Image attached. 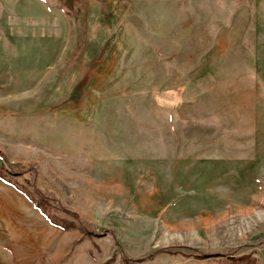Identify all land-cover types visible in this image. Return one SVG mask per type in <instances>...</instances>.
<instances>
[{
	"label": "rangeland",
	"instance_id": "374dc122",
	"mask_svg": "<svg viewBox=\"0 0 264 264\" xmlns=\"http://www.w3.org/2000/svg\"><path fill=\"white\" fill-rule=\"evenodd\" d=\"M0 85V264H264V0H0Z\"/></svg>",
	"mask_w": 264,
	"mask_h": 264
},
{
	"label": "crops",
	"instance_id": "0c3cea01",
	"mask_svg": "<svg viewBox=\"0 0 264 264\" xmlns=\"http://www.w3.org/2000/svg\"><path fill=\"white\" fill-rule=\"evenodd\" d=\"M1 87L2 85H0V89ZM2 97L5 98L6 101H10V103L11 102L18 103L22 100V102L26 105H32V106L41 105L39 102L35 101L34 98H30V100L26 99L27 97L26 98H23V97L15 98L11 94V92L8 94L0 93V105L2 104ZM46 100L47 102H49L48 104H46L49 106V112L53 111L54 114H56V112H59L58 107L60 106L62 107L63 105L62 103H60L59 99L55 100V98H51V96H49ZM29 114L31 115L32 113L29 112V113L20 114V115L28 116ZM50 117L52 118V116L50 115L49 117H47V119L49 120ZM48 120L44 119L43 121H48ZM52 122L54 121H51L50 123ZM31 146L34 149H38L34 145H31ZM39 150L42 152H45L42 148H40ZM14 168H17V166ZM25 175L27 174H19V175L12 174L11 172L3 168L2 165L0 164V212H2L0 215V250L4 248L10 254V256L12 257V263H13V260L15 261L17 260V248H15V246L12 243L13 241L12 232L13 231L7 228L8 225L11 224L9 223V221H11L12 219H16L17 216L20 214L28 218L30 222L35 220V223H37L38 226L42 227L44 224L48 230L50 229L49 220L44 216L43 210L38 208L37 203L31 197L32 195L31 192L33 193L34 189L29 184L28 179L25 177ZM18 179H20L21 181L19 182ZM22 208L25 210H22ZM3 211H5V213L7 214H5ZM8 212L10 214H8ZM24 231H26V229H24ZM16 241L18 242L22 241L23 242L22 244L26 246V240L17 239ZM48 250L49 249L47 248V251ZM40 252H41V255H40L41 257H38L37 260L41 259L40 264H43L44 263L43 260L44 258H46L45 254L47 252L44 254V251L42 248ZM0 257H1V254H0Z\"/></svg>",
	"mask_w": 264,
	"mask_h": 264
},
{
	"label": "trees",
	"instance_id": "16d2710c",
	"mask_svg": "<svg viewBox=\"0 0 264 264\" xmlns=\"http://www.w3.org/2000/svg\"><path fill=\"white\" fill-rule=\"evenodd\" d=\"M9 162H7V159L4 157V164L2 165L3 168H5L7 171L11 172L12 174H26L27 171H29L30 169H25V167H23L22 165L18 168H14V167H10V163L8 164ZM31 168V167H30ZM28 182L31 183V184H34V176L30 175V177L28 178ZM39 194H41L43 196V198L45 199V201H47L51 206L53 205L54 207H57V204L55 203V199L52 195V193L49 191H43V192H39ZM216 256H219V254L217 253H207V254H204V255H201L200 258H207V257H216ZM230 260H235L234 257H229ZM237 260V259H236ZM233 264V262L231 263Z\"/></svg>",
	"mask_w": 264,
	"mask_h": 264
},
{
	"label": "built area",
	"instance_id": "2783aa9c",
	"mask_svg": "<svg viewBox=\"0 0 264 264\" xmlns=\"http://www.w3.org/2000/svg\"><path fill=\"white\" fill-rule=\"evenodd\" d=\"M0 162L4 163V156L0 153Z\"/></svg>",
	"mask_w": 264,
	"mask_h": 264
}]
</instances>
